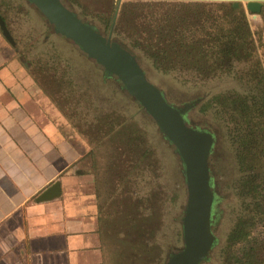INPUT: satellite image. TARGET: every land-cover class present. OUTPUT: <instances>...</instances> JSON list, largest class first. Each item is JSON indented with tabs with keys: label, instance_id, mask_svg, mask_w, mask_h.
Here are the masks:
<instances>
[{
	"label": "crops",
	"instance_id": "obj_1",
	"mask_svg": "<svg viewBox=\"0 0 264 264\" xmlns=\"http://www.w3.org/2000/svg\"><path fill=\"white\" fill-rule=\"evenodd\" d=\"M145 1L224 4L243 16L256 51L264 45V0ZM252 1L260 3L259 12L247 8ZM0 16L13 38L0 28V264H120L113 232L119 210L127 220L131 213L121 190L128 171L108 164L103 172V161L117 164L138 154L123 132L113 133L120 109L93 91L90 60L100 67L92 71L101 84L114 83L117 94L140 104L28 0H0ZM59 42L70 51H55ZM105 120L114 125L107 137ZM56 183V195L40 199Z\"/></svg>",
	"mask_w": 264,
	"mask_h": 264
},
{
	"label": "rangeland",
	"instance_id": "obj_2",
	"mask_svg": "<svg viewBox=\"0 0 264 264\" xmlns=\"http://www.w3.org/2000/svg\"><path fill=\"white\" fill-rule=\"evenodd\" d=\"M62 1L81 19L102 28L105 35L109 33L106 24L111 17L114 18L117 6L120 4L112 39L121 44L130 40L139 48L147 44L142 38L130 33L128 22L137 25L139 23L133 21L137 18L129 14L125 16L127 22L125 20L122 22V12L120 11L124 7L125 9H135L128 5V2L150 1ZM149 11L153 15H148L147 23L151 24V21L154 24H159V19L162 16L158 12L164 10L153 6ZM149 11H146V14ZM116 26L118 28L115 30ZM73 48L75 50L71 49V52L78 51L75 47ZM69 49L70 46L65 42L61 44L59 42L55 46V51L62 53L69 52ZM138 60L149 80L162 90L170 103L182 106L196 100V104L188 111V121L214 133L215 144L209 163L214 189L218 197L216 219L213 224V230L218 237V246L212 251L211 256L217 260V264H222L227 256V253H223L224 249L228 248L230 242H236L231 240V236L238 238L241 235L256 232L258 234L264 231V117L255 118L261 114L264 115V69L260 63V60L264 62V45L257 51L254 47V57L246 64H240V66L236 64V67L231 64L227 65L224 70H230L232 76L225 75V71L222 70L220 73L222 78H205L206 75L203 74V77H199L200 80L195 79L191 70L181 69L185 65L184 63L190 64L191 56L187 55L180 56L179 60L184 62L180 69H170L167 72L162 71L163 69H156L150 59L144 55L140 56ZM94 69L97 67L90 60L89 76L93 91H97V95L103 96L106 104L111 100L115 109H120L117 113L120 114L122 120H133L130 124H133V131L136 132L137 147L149 151L147 159H141L138 163L139 155L137 157L134 155L121 157L117 164H113L110 159L108 160V157L105 158L106 162L103 161V172L110 169L108 167L110 164V166L119 167V169L116 167L118 172H122V170L131 172L129 178L131 183L138 177L135 185L128 184L122 189L127 190L131 204L140 201L137 208L131 207L130 218L126 220V225L132 226V221L140 218L139 227L142 235L135 243L136 247L131 248L132 239L130 236L122 246L115 242L113 250L118 253L121 251L120 264H165L169 253L183 245L182 216L187 200V190L182 172V162L174 148L169 149V147L172 148L170 145L167 148L163 144L159 131L152 124L150 121L152 119L145 110L140 105H135L132 98L123 92L117 94L114 83L106 81L105 85L101 84L100 74L99 72L94 74L92 71ZM98 69H100L99 66ZM246 106L254 107L252 114L248 112ZM122 148L128 149V143L122 145ZM148 164L155 166L153 174L151 166ZM154 184L156 189L157 187L162 188L160 217H151L149 211L148 196L154 189ZM109 187L102 189V194H105L102 197L106 201L110 193ZM119 224L120 230L123 231L121 222ZM120 247L122 250L119 249ZM235 247L231 248L232 251ZM125 248L127 249L124 253Z\"/></svg>",
	"mask_w": 264,
	"mask_h": 264
},
{
	"label": "water",
	"instance_id": "obj_3",
	"mask_svg": "<svg viewBox=\"0 0 264 264\" xmlns=\"http://www.w3.org/2000/svg\"><path fill=\"white\" fill-rule=\"evenodd\" d=\"M46 18L54 30L74 42L106 75L116 77L128 92L155 121L170 146L175 147L182 162L187 200L182 216L183 245L169 253L165 264H201L208 260L218 242L213 230L218 197L213 188L210 157L215 144L214 133L188 121V111L195 101L176 106L170 103L162 90L152 83L137 56L121 43L112 39L118 14V4L111 30L104 35L96 26L81 19L62 0H28ZM260 3L249 2L247 8L259 12ZM234 7H239L237 2ZM3 35L13 38L0 16ZM59 184L47 190L40 199L56 195Z\"/></svg>",
	"mask_w": 264,
	"mask_h": 264
},
{
	"label": "trees",
	"instance_id": "obj_4",
	"mask_svg": "<svg viewBox=\"0 0 264 264\" xmlns=\"http://www.w3.org/2000/svg\"><path fill=\"white\" fill-rule=\"evenodd\" d=\"M128 5L134 7L135 9H125L124 7V9L120 11L122 12L121 21L123 22L125 20L127 22L125 16L129 14L136 17L137 19H134L133 21H136V23L139 24L134 25L132 22H128L131 29L130 33L142 38L145 42H147V44L142 48L136 46L134 42L131 43L130 40H126V43L122 42V44L134 53L138 59L143 55L147 59H150L156 69H163L162 71L166 72L170 69H180L181 65L184 63L179 60L180 56L187 55L191 56L190 64L188 65L184 63L185 65H183L181 69L185 71L191 70L193 73L192 76L195 79H199V77H203L204 75H206L205 78H222L220 73H222V70H224L227 65L231 64L236 67L237 64V66H240V64H246V62L250 61L252 57H254V47L243 16L227 12L224 10V4H156L152 2H128ZM153 6L164 11L158 12L159 15L162 16L159 19V24H154L150 21L151 25L147 23V18L149 14L153 15V13L149 11L150 7ZM146 11H149V13L146 14ZM151 11L153 12L154 10ZM112 18L113 17H111L109 22L106 24L107 31L111 28ZM140 18L141 20L139 21ZM117 28L118 26L115 27V30ZM179 63L181 64L179 65ZM224 71L225 75L232 76V72L230 70ZM261 78L263 80L262 75ZM246 108L248 109V112L252 114V109L254 107L246 106ZM254 111L257 110L254 109ZM261 117H264V115L261 114V116H256L255 118ZM105 121L106 125L109 124V130L105 132V137L112 132L115 125L116 130L113 133L123 132L126 137L124 138L129 141L130 149L136 151L139 155L137 163L141 159H147L149 151L147 149H140L136 145V132L133 131V124H130L133 120H116L114 125L110 124L112 122L111 120ZM150 121L159 131L155 121ZM159 135H161V141L163 144L168 148L169 142L163 138V134L160 131ZM171 147L172 148L169 147V149H175L174 146ZM240 157L242 158L241 155ZM148 166H151L153 174L155 166L149 164ZM127 175L128 176L126 178H130L131 172H128ZM137 178L133 179V184L137 183ZM126 184H130L129 180ZM122 191L127 192L126 189H122ZM161 196L162 188L159 189V187H157L156 189V186L148 196L150 201L149 211L151 217L161 216ZM138 204H140V201L132 204L130 203V208H137ZM121 207L122 205L120 208ZM119 212L121 213V221H119V223L121 222V226L124 229L121 231L119 227L120 224L118 223V226L113 232V238L117 242L119 241L118 243L122 246L127 239H129L128 237L131 236V248H134L136 247L135 243L142 235L139 227L141 220L140 218H136V220L132 221V226L126 225L127 219L123 218V216L127 217L126 213H124L123 210H119ZM231 240H235L236 242H230L228 248L224 249L223 253H227V256L222 264H264V231H261L258 234L256 232L241 235L238 238L231 236ZM217 246L218 242L215 244L212 251L217 248ZM233 246H236L234 251L231 249ZM126 249L127 248L124 249V252ZM211 263L217 264V260H214L210 254L208 260L203 261L201 264Z\"/></svg>",
	"mask_w": 264,
	"mask_h": 264
},
{
	"label": "flooded vegetation",
	"instance_id": "obj_5",
	"mask_svg": "<svg viewBox=\"0 0 264 264\" xmlns=\"http://www.w3.org/2000/svg\"><path fill=\"white\" fill-rule=\"evenodd\" d=\"M94 25V24H93ZM94 26H96L97 28H98V30L100 31V32H102L104 35H105V31H103L102 30V28H100V27H98L97 25H94ZM112 26V25H111ZM110 30H111V28H110ZM110 30H109V32H110ZM109 34V33H108ZM176 106H178V105H176ZM183 106V105H182ZM213 188H214V184H213Z\"/></svg>",
	"mask_w": 264,
	"mask_h": 264
}]
</instances>
